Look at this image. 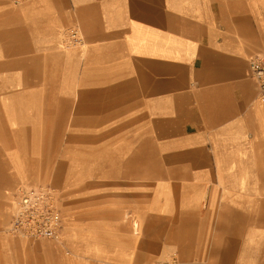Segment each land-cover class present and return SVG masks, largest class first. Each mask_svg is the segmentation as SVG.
I'll return each instance as SVG.
<instances>
[{"label":"crops","instance_id":"1","mask_svg":"<svg viewBox=\"0 0 264 264\" xmlns=\"http://www.w3.org/2000/svg\"><path fill=\"white\" fill-rule=\"evenodd\" d=\"M262 52L264 0H0V195L88 172V264H264Z\"/></svg>","mask_w":264,"mask_h":264},{"label":"rangeland","instance_id":"2","mask_svg":"<svg viewBox=\"0 0 264 264\" xmlns=\"http://www.w3.org/2000/svg\"><path fill=\"white\" fill-rule=\"evenodd\" d=\"M22 1L12 0L13 6H20ZM87 136L88 133L81 132L66 131L62 133L64 140L62 150L75 156L78 155L82 161L85 158L88 162ZM32 137L54 141L58 137V133L53 131L31 132L30 138ZM71 145H73L72 148ZM74 145H78V147L74 148ZM53 162L55 163V161ZM21 182L24 183V180ZM53 182L54 179L37 181L38 184L61 187L60 189L63 191L60 203L64 218L61 240H29L1 233L0 264H88V172L84 178L69 185H55ZM37 183H24L23 185H38ZM12 188L4 189L0 195L3 204L8 207L7 220L0 225V231L8 226L13 215L12 199H14L16 187Z\"/></svg>","mask_w":264,"mask_h":264},{"label":"built area","instance_id":"3","mask_svg":"<svg viewBox=\"0 0 264 264\" xmlns=\"http://www.w3.org/2000/svg\"><path fill=\"white\" fill-rule=\"evenodd\" d=\"M63 47L84 45L78 26L66 28L62 33ZM250 72L258 86L257 101L264 105V52L250 59ZM63 194L50 185H21L14 195V211L10 224L0 231L23 239L61 240L64 218L60 206ZM155 264H183L177 253Z\"/></svg>","mask_w":264,"mask_h":264}]
</instances>
